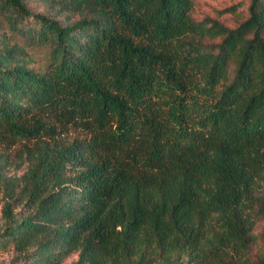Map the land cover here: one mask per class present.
Wrapping results in <instances>:
<instances>
[{"label":"trees","instance_id":"trees-1","mask_svg":"<svg viewBox=\"0 0 264 264\" xmlns=\"http://www.w3.org/2000/svg\"><path fill=\"white\" fill-rule=\"evenodd\" d=\"M41 1L0 0L8 264H264V0Z\"/></svg>","mask_w":264,"mask_h":264},{"label":"rangeland","instance_id":"rangeland-1","mask_svg":"<svg viewBox=\"0 0 264 264\" xmlns=\"http://www.w3.org/2000/svg\"><path fill=\"white\" fill-rule=\"evenodd\" d=\"M28 7L33 12H48L50 6H48L45 2L41 0H26ZM234 2L240 1L238 7L236 8V12L232 14L222 15L220 20H222L228 26H234L237 20L241 17L246 16L247 14V0H233ZM232 1L231 0H196V6L193 12V16L197 19H200L204 16H214L215 10L219 8H223L229 5ZM7 30L6 27L3 28ZM15 40L19 42V44L23 43L22 38L15 37ZM32 54L34 57L33 66L38 67L45 61L44 52L40 49L32 50ZM84 133L78 129H70L66 135L68 140H71L76 137H82ZM22 142H17L11 148L7 150L9 153L12 163L8 167L7 173L9 175H20L25 169V163L21 161L19 152L21 148ZM21 153V152H20ZM20 165V166H19ZM262 227V223H260L259 229ZM13 257V250L12 249H0V263L8 264L10 259ZM77 255H73L68 258L65 263H69L71 260L76 259Z\"/></svg>","mask_w":264,"mask_h":264}]
</instances>
